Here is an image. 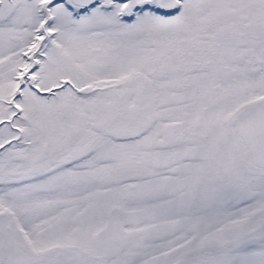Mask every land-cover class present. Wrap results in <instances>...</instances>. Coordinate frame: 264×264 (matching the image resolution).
<instances>
[{
  "label": "snow or ice",
  "instance_id": "snow-or-ice-1",
  "mask_svg": "<svg viewBox=\"0 0 264 264\" xmlns=\"http://www.w3.org/2000/svg\"><path fill=\"white\" fill-rule=\"evenodd\" d=\"M0 264H264V0H0Z\"/></svg>",
  "mask_w": 264,
  "mask_h": 264
}]
</instances>
